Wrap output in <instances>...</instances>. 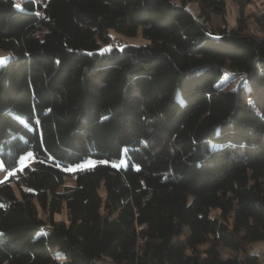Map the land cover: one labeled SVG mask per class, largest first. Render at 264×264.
I'll return each mask as SVG.
<instances>
[{
    "label": "trees",
    "instance_id": "trees-1",
    "mask_svg": "<svg viewBox=\"0 0 264 264\" xmlns=\"http://www.w3.org/2000/svg\"><path fill=\"white\" fill-rule=\"evenodd\" d=\"M188 1L0 0V264H264V11Z\"/></svg>",
    "mask_w": 264,
    "mask_h": 264
},
{
    "label": "rangeland",
    "instance_id": "rangeland-1",
    "mask_svg": "<svg viewBox=\"0 0 264 264\" xmlns=\"http://www.w3.org/2000/svg\"><path fill=\"white\" fill-rule=\"evenodd\" d=\"M35 2H44L45 0H34ZM176 3H181L186 5L193 13H198L199 11V5L197 1H188V0H173ZM228 1V8L227 13L224 15H213L212 20L210 21V26L214 30L219 29L220 26L224 25L225 23H228L230 25L234 24L236 21V17L239 15V8L238 5L233 3L230 0ZM19 5V7H17ZM15 6L17 8H23V0H15ZM262 11H264V0H250L247 5L244 7L245 16L249 17L250 20L255 19ZM148 41V38H146L142 34L141 27L135 31L134 33L128 35V34H122V33H113L111 46H122L123 44H142L146 43ZM4 50L0 49V64L5 63L7 58L4 56ZM238 78H235L229 83V87L234 86L237 84ZM87 161V162H86ZM84 161L83 165H75L69 168V173L65 176L64 183L66 185H72L75 183V176L76 172L80 168H84L89 166L92 161L86 160ZM36 164V157L32 150L26 151L23 153L19 159L18 166L11 171L8 170L0 157V181L12 176L14 178H17L20 173L25 169L27 166H34ZM61 190V188H60ZM101 192L103 193V189H101ZM40 213L44 215L42 209L40 208ZM214 213H218V210L213 211ZM56 219H67V208L64 206L62 210L59 213L55 214ZM250 250L253 252H261V248H264V241H256L251 244ZM55 255L62 259L61 250L58 248L55 251ZM221 253L223 256H230L232 255V251L226 247L221 248ZM263 258V257H262ZM97 264H122V263H115L108 256L102 257L97 259Z\"/></svg>",
    "mask_w": 264,
    "mask_h": 264
},
{
    "label": "snow or ice",
    "instance_id": "snow-or-ice-1",
    "mask_svg": "<svg viewBox=\"0 0 264 264\" xmlns=\"http://www.w3.org/2000/svg\"><path fill=\"white\" fill-rule=\"evenodd\" d=\"M17 7H19V5H17ZM101 163H107V161H102Z\"/></svg>",
    "mask_w": 264,
    "mask_h": 264
}]
</instances>
